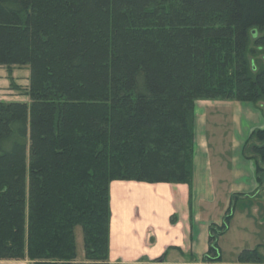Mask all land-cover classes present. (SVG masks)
Masks as SVG:
<instances>
[{"label":"trees","instance_id":"1","mask_svg":"<svg viewBox=\"0 0 264 264\" xmlns=\"http://www.w3.org/2000/svg\"><path fill=\"white\" fill-rule=\"evenodd\" d=\"M0 66L12 89L29 68L30 100L0 101V260L72 264L80 226L86 260L108 264L112 181L190 193L197 100L264 119V0H0ZM242 153L256 189L210 225L202 261L221 262L236 199L264 190V126ZM237 261L264 264V246Z\"/></svg>","mask_w":264,"mask_h":264},{"label":"crops","instance_id":"2","mask_svg":"<svg viewBox=\"0 0 264 264\" xmlns=\"http://www.w3.org/2000/svg\"><path fill=\"white\" fill-rule=\"evenodd\" d=\"M6 74L0 66V92L6 93L0 101H19L8 87ZM196 109L200 113L194 118L190 193L186 184L110 183L108 264H155L164 253L162 262L156 264H199L208 249L209 227L221 224L232 196L256 189L253 162L242 150L249 133L264 126L262 114L251 103L235 100L197 101ZM213 111L228 121L229 133L211 149L206 115ZM258 245L264 246V190L258 198L236 199L228 230L218 238V264H252L236 258ZM225 251L233 252L235 260L222 261Z\"/></svg>","mask_w":264,"mask_h":264},{"label":"rangeland","instance_id":"3","mask_svg":"<svg viewBox=\"0 0 264 264\" xmlns=\"http://www.w3.org/2000/svg\"><path fill=\"white\" fill-rule=\"evenodd\" d=\"M5 71L6 68L4 67ZM7 73V71H6ZM12 79L14 80V85L17 86V89H12L10 86V82L8 80V87L11 91H13L14 94H16L15 98H19L18 102H24L21 100H25L28 103L29 97L26 95V92L29 87V68L27 66H14L11 69ZM17 77L16 79L13 77ZM6 78H8V73L6 74ZM1 94H6L3 92H0ZM4 96V95H3ZM8 100V99H5ZM4 102H9L5 101ZM202 101V100H197ZM195 102V105L197 103ZM12 102V101H10ZM216 111L209 112L206 115V120L208 121V134H207V141L210 144V148L213 149L217 146L219 138L226 140V136L229 133V124L227 120H222L220 115L215 114ZM195 113H200V109H196ZM221 114V113H220ZM222 115V114H221ZM213 117V118H211ZM217 117L220 119H217ZM195 118V117H194ZM215 130L217 133H215ZM225 135V136H224ZM219 160V159H218ZM193 170V167H192ZM261 194V193H260ZM82 231L80 226H76L74 228V242H75V258L72 262V264H96L94 262L87 261L85 258V251H84V244H83V238H82ZM227 244L229 243V240H226ZM233 252L231 251H225V253L222 256V261L224 262H232L235 260ZM237 261V258H236ZM238 262V261H237ZM0 264H32L31 261L24 259V260H0ZM156 264V263H155ZM199 264H218L213 262H205L202 261Z\"/></svg>","mask_w":264,"mask_h":264}]
</instances>
